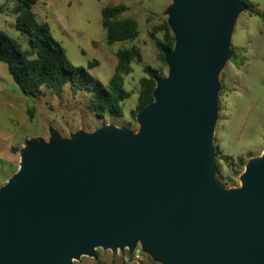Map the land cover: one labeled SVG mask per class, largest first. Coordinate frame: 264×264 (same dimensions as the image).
<instances>
[{
    "label": "water",
    "instance_id": "1",
    "mask_svg": "<svg viewBox=\"0 0 264 264\" xmlns=\"http://www.w3.org/2000/svg\"><path fill=\"white\" fill-rule=\"evenodd\" d=\"M244 0H173L167 75L139 128L103 125L53 147L26 141L0 187V264H73L96 248L141 250L160 264H264V151L240 186L217 176L219 74Z\"/></svg>",
    "mask_w": 264,
    "mask_h": 264
},
{
    "label": "rangeland",
    "instance_id": "2",
    "mask_svg": "<svg viewBox=\"0 0 264 264\" xmlns=\"http://www.w3.org/2000/svg\"><path fill=\"white\" fill-rule=\"evenodd\" d=\"M173 0H37L33 10L40 22H47L53 37L64 48L75 66L84 67L94 79L107 84L114 73L116 53L123 48L137 47L141 60L132 63V72L124 75L125 87L131 92L122 107L121 116L96 117L87 108L88 90H75L70 84L61 96L43 87L36 95H26L15 82L6 63L0 62V187L13 176L20 165V153L26 141L39 140L53 147L50 134L57 129L64 137L76 130L91 132L103 125L137 131V119L131 116L136 108L139 79L143 67L160 68L161 77L168 66L159 57L156 41L164 35L158 27L167 20L166 8ZM263 15L241 12L231 36V59L219 74V112L214 128V146L234 160H245L264 151V0H245ZM125 4L123 17L137 20L140 34L134 41L106 43L101 23V9L107 5ZM17 0H0V30L28 46V35L16 25ZM132 127V128H131ZM218 178L228 180L227 188L239 187L240 175L233 174L225 162L216 157ZM245 168V167H244ZM244 168L242 170H244ZM97 258L82 256L73 264H160L141 250L138 244L132 257L128 249L96 248Z\"/></svg>",
    "mask_w": 264,
    "mask_h": 264
},
{
    "label": "trees",
    "instance_id": "3",
    "mask_svg": "<svg viewBox=\"0 0 264 264\" xmlns=\"http://www.w3.org/2000/svg\"><path fill=\"white\" fill-rule=\"evenodd\" d=\"M36 1L17 0L16 25L28 35V46L23 47L17 39L0 30V62L8 65L15 82L26 95H36L43 87H46L61 96L64 86L70 83L75 90L91 92L87 108L96 117L102 118L106 114L121 116L123 103L131 96V92L125 87L124 75L132 72V63L135 60H141L139 49L130 47L118 50L114 73L108 83L103 84L94 79L84 67L75 66L69 61L64 48L53 37L49 24L37 19L33 10ZM246 8L252 14L263 15L249 2ZM1 9L0 7V11ZM127 10L128 7L125 4L102 7L101 23L106 31V43L109 46L117 42L134 41L139 36L137 20L122 16ZM158 29L162 30L164 35L156 41V46L162 63L167 65L164 51L173 48L175 37L167 20ZM232 54L234 57L233 50ZM143 70L145 74L139 79L137 105L130 112L134 120L138 111L153 101L156 79L161 77L160 68L145 64ZM216 157L222 159L225 166L235 175H241L247 163L243 156L234 160L218 149H216ZM222 183L225 187L230 184L228 180ZM128 255L132 257L133 253L128 251Z\"/></svg>",
    "mask_w": 264,
    "mask_h": 264
}]
</instances>
